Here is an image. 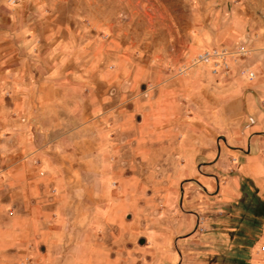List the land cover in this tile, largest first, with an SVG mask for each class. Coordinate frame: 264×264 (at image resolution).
I'll return each mask as SVG.
<instances>
[{
  "label": "rangeland",
  "instance_id": "374dc122",
  "mask_svg": "<svg viewBox=\"0 0 264 264\" xmlns=\"http://www.w3.org/2000/svg\"><path fill=\"white\" fill-rule=\"evenodd\" d=\"M263 153L264 0H0V264H264Z\"/></svg>",
  "mask_w": 264,
  "mask_h": 264
},
{
  "label": "built area",
  "instance_id": "2783aa9c",
  "mask_svg": "<svg viewBox=\"0 0 264 264\" xmlns=\"http://www.w3.org/2000/svg\"><path fill=\"white\" fill-rule=\"evenodd\" d=\"M227 52L219 49H207L195 58V62L196 64L209 66L216 75L222 72L229 73L232 63L237 61L240 56H246L247 51L242 48L236 58ZM262 251H264V248Z\"/></svg>",
  "mask_w": 264,
  "mask_h": 264
},
{
  "label": "crops",
  "instance_id": "0c3cea01",
  "mask_svg": "<svg viewBox=\"0 0 264 264\" xmlns=\"http://www.w3.org/2000/svg\"><path fill=\"white\" fill-rule=\"evenodd\" d=\"M261 130V128L257 125V124H255V125H249V126H247V128L245 129V131H244V134L246 135V136H252V135H254V134H257V133H259V131ZM238 132V131H237ZM259 157L261 158V160H263L264 161V156H263V154H262V157H261V155H259ZM259 157H258V155L257 154H255L254 156H243V160H242V164L243 165H249V167H253L252 166V162H255V161H258V159H259ZM240 159H241V157H240ZM251 169V168H250Z\"/></svg>",
  "mask_w": 264,
  "mask_h": 264
}]
</instances>
